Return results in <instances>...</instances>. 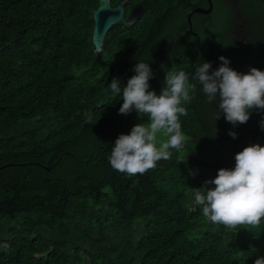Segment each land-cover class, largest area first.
Returning a JSON list of instances; mask_svg holds the SVG:
<instances>
[{
    "label": "trees",
    "instance_id": "16d2710c",
    "mask_svg": "<svg viewBox=\"0 0 264 264\" xmlns=\"http://www.w3.org/2000/svg\"><path fill=\"white\" fill-rule=\"evenodd\" d=\"M130 1L144 5L143 15L113 26L97 52L99 0H0V264H254L264 257V219L257 227L214 224L193 191L234 168L245 147L264 146V112L232 125L195 77L203 62L218 69L220 56L238 72L264 71V0H212V10L194 11L191 23L188 13L208 0ZM140 60L154 74L150 91L159 94L173 69L196 88L182 102L183 147L128 176L109 156L135 126L137 112L119 108ZM113 78L120 93L109 87Z\"/></svg>",
    "mask_w": 264,
    "mask_h": 264
},
{
    "label": "clouds",
    "instance_id": "9594fccd",
    "mask_svg": "<svg viewBox=\"0 0 264 264\" xmlns=\"http://www.w3.org/2000/svg\"><path fill=\"white\" fill-rule=\"evenodd\" d=\"M219 59L222 64L218 69L210 72L211 63L203 62L196 68L195 77L207 103L218 105L217 112L228 122L234 126L247 123L254 110L264 112V71L251 67L241 73L229 66L228 58ZM134 72L123 86L119 114L136 111L140 117L147 116L148 123L136 124L130 134H120L109 156L111 167L128 176L144 174L161 159H169V149L183 147L187 137L182 133L179 116L187 111L182 102H190L189 91L196 88L195 84L189 85L185 71L173 69L165 71L163 87L157 94L149 90L154 74L148 62L138 61ZM109 87L113 93H120V79L113 78ZM260 125L264 130V118ZM158 133L167 136V140L158 142ZM229 135L238 136L231 130ZM193 191L195 203L202 206L203 216L212 223L229 228L259 226L264 219V146L255 143L245 147L235 155L234 168L219 169L214 179ZM254 264H264V257L257 258Z\"/></svg>",
    "mask_w": 264,
    "mask_h": 264
},
{
    "label": "water",
    "instance_id": "95a60500",
    "mask_svg": "<svg viewBox=\"0 0 264 264\" xmlns=\"http://www.w3.org/2000/svg\"><path fill=\"white\" fill-rule=\"evenodd\" d=\"M128 0H120L116 5L112 4V0H99V5L94 11V27L92 33V40L95 46V51L100 52L104 49L108 42L107 34L109 30L119 24L131 26L143 15L145 7L139 4H133L129 17L125 13V4ZM208 8H195L192 12L198 11L209 13L213 8V1L208 0ZM189 14V21L191 23V14Z\"/></svg>",
    "mask_w": 264,
    "mask_h": 264
},
{
    "label": "flooded vegetation",
    "instance_id": "af4514ba",
    "mask_svg": "<svg viewBox=\"0 0 264 264\" xmlns=\"http://www.w3.org/2000/svg\"><path fill=\"white\" fill-rule=\"evenodd\" d=\"M120 0H118V2H119ZM117 2V3H118ZM117 3H113V0H112V4L113 5H116ZM133 4H139V5H143V4H141V3H138V2H134V1H130V0H128L127 1V3L125 4V13H126V16L127 17H129V15H130V11H131V9H132V5ZM144 6V5H143ZM210 5H209V3H208V5L207 6H205V7H202V6H196V7H194V9L195 8H208ZM193 10H191L189 13H188V17H189V14L192 12ZM193 13V12H192ZM192 15V14H191ZM188 20H189V18H188ZM190 22V21H189Z\"/></svg>",
    "mask_w": 264,
    "mask_h": 264
},
{
    "label": "rangeland",
    "instance_id": "374dc122",
    "mask_svg": "<svg viewBox=\"0 0 264 264\" xmlns=\"http://www.w3.org/2000/svg\"><path fill=\"white\" fill-rule=\"evenodd\" d=\"M140 123H148V117L147 116H144V117H140L139 115H138V113L136 114V116H135V125L136 124H140ZM167 136H165L163 133H158L157 134V140H158V142L160 141V140H167ZM158 146H159V144H158Z\"/></svg>",
    "mask_w": 264,
    "mask_h": 264
}]
</instances>
